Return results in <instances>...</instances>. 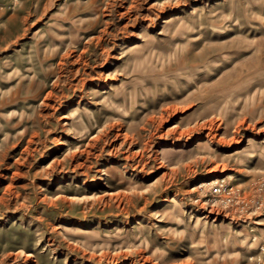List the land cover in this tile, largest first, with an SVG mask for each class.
I'll return each instance as SVG.
<instances>
[{"label": "rangeland", "instance_id": "1", "mask_svg": "<svg viewBox=\"0 0 264 264\" xmlns=\"http://www.w3.org/2000/svg\"><path fill=\"white\" fill-rule=\"evenodd\" d=\"M0 264H264V0H0Z\"/></svg>", "mask_w": 264, "mask_h": 264}, {"label": "bare ground", "instance_id": "2", "mask_svg": "<svg viewBox=\"0 0 264 264\" xmlns=\"http://www.w3.org/2000/svg\"><path fill=\"white\" fill-rule=\"evenodd\" d=\"M175 112V111H174ZM216 125V124H215ZM218 127V126H217ZM205 129H207V136H217L216 133H215V128H214V121H211L210 124L208 125H204ZM211 138V137H210ZM60 148V144H57L55 147H54V150H58Z\"/></svg>", "mask_w": 264, "mask_h": 264}, {"label": "built area", "instance_id": "3", "mask_svg": "<svg viewBox=\"0 0 264 264\" xmlns=\"http://www.w3.org/2000/svg\"><path fill=\"white\" fill-rule=\"evenodd\" d=\"M213 189H214L215 192H221V193L224 190V188H223V186L221 184H219V186H215Z\"/></svg>", "mask_w": 264, "mask_h": 264}]
</instances>
